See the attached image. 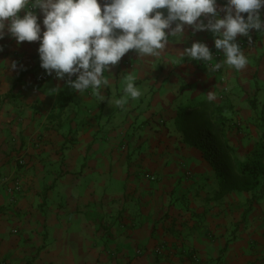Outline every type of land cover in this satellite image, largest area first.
Returning <instances> with one entry per match:
<instances>
[{
  "label": "crops",
  "instance_id": "1",
  "mask_svg": "<svg viewBox=\"0 0 264 264\" xmlns=\"http://www.w3.org/2000/svg\"><path fill=\"white\" fill-rule=\"evenodd\" d=\"M225 4L218 0V11ZM195 42L222 54L213 33L185 25L159 56L131 50L110 66L101 102L91 89L67 87V75L38 83L39 42L5 33L0 264H264V177L252 191L219 197L213 171L174 126L179 107L212 91V102L232 109L234 156L249 158L264 141V33L237 37L249 61L241 71L223 55L215 70L188 60L183 51ZM129 75L142 95L119 106Z\"/></svg>",
  "mask_w": 264,
  "mask_h": 264
},
{
  "label": "clouds",
  "instance_id": "2",
  "mask_svg": "<svg viewBox=\"0 0 264 264\" xmlns=\"http://www.w3.org/2000/svg\"><path fill=\"white\" fill-rule=\"evenodd\" d=\"M36 9L44 16L43 32ZM160 9H166L167 15ZM261 10L264 0H226L219 11L218 0H104L103 12L99 0H0V40L8 33L18 44L38 41L40 66L48 75L55 73L60 81L67 75V87L77 93L91 89L104 102L101 90L109 83L105 73L110 66L131 50L139 58L159 56L170 40H182L185 25L195 32L213 33L214 46L225 58L222 64L236 71L245 69L249 61L237 37H249L253 30L264 33ZM183 55L196 62L214 56L203 42L192 43ZM11 67L15 69V62ZM141 95L129 75L124 96L115 103L123 106L127 98L136 100ZM214 99L209 91L208 100Z\"/></svg>",
  "mask_w": 264,
  "mask_h": 264
},
{
  "label": "trees",
  "instance_id": "3",
  "mask_svg": "<svg viewBox=\"0 0 264 264\" xmlns=\"http://www.w3.org/2000/svg\"><path fill=\"white\" fill-rule=\"evenodd\" d=\"M231 107L209 100L179 107L174 118L176 131L183 143L198 151L218 181V196L230 192L254 190L264 177V141L245 162L233 154L227 138Z\"/></svg>",
  "mask_w": 264,
  "mask_h": 264
},
{
  "label": "built area",
  "instance_id": "4",
  "mask_svg": "<svg viewBox=\"0 0 264 264\" xmlns=\"http://www.w3.org/2000/svg\"><path fill=\"white\" fill-rule=\"evenodd\" d=\"M213 53V59L211 61H207V62H201L202 64H204L205 66H207L208 68H211L213 70H215V67L213 66V63L217 60V59H220L222 57V54L220 53H215V52H212ZM51 80H58L56 79L55 77V73H53L52 75H48L45 70H42L39 75H37L36 77V81L38 83H45L47 81H51ZM223 81V80H221ZM20 189H19V185L16 184L12 189H10V191L12 192H18ZM157 253H161V251L159 249L156 250Z\"/></svg>",
  "mask_w": 264,
  "mask_h": 264
}]
</instances>
